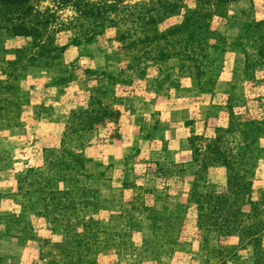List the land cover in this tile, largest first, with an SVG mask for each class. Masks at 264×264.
<instances>
[{
	"label": "rangeland",
	"instance_id": "obj_1",
	"mask_svg": "<svg viewBox=\"0 0 264 264\" xmlns=\"http://www.w3.org/2000/svg\"><path fill=\"white\" fill-rule=\"evenodd\" d=\"M83 1L0 0V264H254L264 0Z\"/></svg>",
	"mask_w": 264,
	"mask_h": 264
},
{
	"label": "trees",
	"instance_id": "obj_2",
	"mask_svg": "<svg viewBox=\"0 0 264 264\" xmlns=\"http://www.w3.org/2000/svg\"><path fill=\"white\" fill-rule=\"evenodd\" d=\"M8 3H17L20 4L26 0H5ZM70 1V0H67ZM72 5L77 8V12H79V14L84 15L86 12V10L91 9V7L85 9V5H87L88 1H77V0H71ZM89 4V3H88ZM140 3H135L133 4V6L135 7L136 5H138ZM143 4V3H141ZM113 5H103V9H110L112 8ZM174 8L175 5L174 4H167V6L165 5V9H163L162 12H166V13H172L174 12ZM147 13L146 10L144 11H130L128 13V15L130 17H134L135 19H141L143 18L144 14ZM166 13H163L164 15ZM197 13V9L196 10H191L189 11V15H193ZM191 16H185V19H188ZM126 18V17H125ZM158 19H160L158 17ZM186 21V20H185ZM184 23V22H183ZM182 25V24H181ZM178 27V26H177ZM13 31L15 35H25L28 36L30 35V31H27L24 29L23 26L21 25H15L13 27ZM161 37H163V35L160 34ZM207 38V37H206ZM151 41V40H150ZM157 56L155 57L156 59H161L160 55L156 54ZM99 74H102L101 72ZM108 78H111L109 76H107ZM91 97V96H90ZM89 97V99H90ZM94 102H92V98L90 101L87 102V104L84 107L78 108V109H71L69 111V116L67 119V123L65 124V127L68 129L67 132L63 133V136H66V134H72L74 133L75 129L76 130H89L91 129L95 124L100 123L103 120V115H92L91 114V110H89V106L93 105ZM95 113V112H93ZM198 150H200V147H196V149H194V155H196L197 160L203 161L206 160L207 158L205 157L204 153H199ZM251 236V235H250ZM252 244V242H251ZM253 253H255V257L253 259L254 264H264V247L260 248V249H254L253 248Z\"/></svg>",
	"mask_w": 264,
	"mask_h": 264
}]
</instances>
